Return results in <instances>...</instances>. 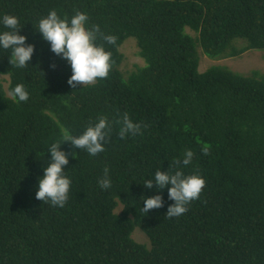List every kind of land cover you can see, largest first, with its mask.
<instances>
[{
    "label": "trees",
    "instance_id": "trees-1",
    "mask_svg": "<svg viewBox=\"0 0 264 264\" xmlns=\"http://www.w3.org/2000/svg\"><path fill=\"white\" fill-rule=\"evenodd\" d=\"M53 9L85 12L86 26L117 37L98 41L111 54L106 79L67 85L68 64L35 32ZM2 14L18 18L34 53L20 69L0 50V264H264V72L199 71L200 53L219 61L264 51V0H0ZM236 39L245 47L230 50ZM127 42L140 58L129 76L120 72ZM16 84L27 101L7 95ZM123 113L141 134L120 140L113 123L95 157L65 142L61 150L76 155L65 166L66 205L34 198L62 126L78 135L99 115ZM188 150L180 170L203 177L198 199L169 218L164 189V206L144 215L141 196L156 193L143 180ZM105 167L112 186L101 190Z\"/></svg>",
    "mask_w": 264,
    "mask_h": 264
},
{
    "label": "clouds",
    "instance_id": "clouds-1",
    "mask_svg": "<svg viewBox=\"0 0 264 264\" xmlns=\"http://www.w3.org/2000/svg\"><path fill=\"white\" fill-rule=\"evenodd\" d=\"M88 19V15L82 11H76L69 18L58 16L57 11L53 9L41 17L36 25L35 32L49 45V51L68 64L71 74L66 83L71 88H76L77 84L89 85L97 80L106 79L112 67L111 54L105 50L104 43L113 45L117 37L104 35L97 25L86 26ZM21 28L17 17L9 14L0 15V50L9 51L8 63L23 69L28 67L34 46L26 43V36L19 34ZM49 67L54 69L55 65ZM7 95L18 103L28 99V92L23 84H16ZM113 123L118 125L117 136L120 140L141 134V124L134 123L127 113L118 114L114 121L105 115H99L94 121L90 120L78 135L74 134L76 131L71 127L62 126L59 139L46 147L49 159L42 167V176L37 180L34 198L43 204L63 208L69 199L72 183L65 173V166L68 165L69 157L74 159L76 155L75 152L66 153L61 150V145L67 142L73 149H79L89 157H95L105 151ZM192 155L190 150L185 151L182 159L173 161L172 169L162 171L160 167L150 178L143 180V188L154 190L156 193L147 197L141 196L143 207H140V210L144 215L149 210L164 206L163 198L159 194L164 189L167 190L168 200L172 201L165 214L169 218L182 215L188 210L189 203L198 199L204 186L203 177L198 173L185 174L180 170V166L191 163ZM97 185L101 190L111 188L112 181L107 167L103 169V175L97 180Z\"/></svg>",
    "mask_w": 264,
    "mask_h": 264
},
{
    "label": "rangeland",
    "instance_id": "rangeland-1",
    "mask_svg": "<svg viewBox=\"0 0 264 264\" xmlns=\"http://www.w3.org/2000/svg\"><path fill=\"white\" fill-rule=\"evenodd\" d=\"M190 34H192L190 32ZM133 39V38H132ZM230 50L242 49L245 47V41L242 39L234 40L230 45ZM123 54V61L120 67L122 75L129 76L132 71L133 65L140 62V59L135 55V49L131 42L123 44L121 48ZM199 71L203 72L210 65H222L226 66L230 71L234 73H244L252 69H258L264 72V51L262 50H248L239 56L221 59L219 61H212L213 59L207 58L204 54H199ZM2 81V78H0ZM136 241H142L144 237L140 233L134 235Z\"/></svg>",
    "mask_w": 264,
    "mask_h": 264
}]
</instances>
